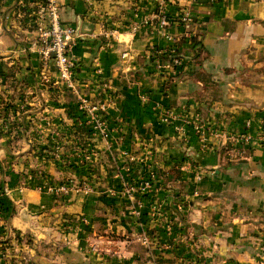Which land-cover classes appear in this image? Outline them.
Masks as SVG:
<instances>
[{
    "label": "crops",
    "instance_id": "0c3cea01",
    "mask_svg": "<svg viewBox=\"0 0 264 264\" xmlns=\"http://www.w3.org/2000/svg\"><path fill=\"white\" fill-rule=\"evenodd\" d=\"M23 2L0 0V121L3 111L20 110L30 130L40 114L45 141L71 142L58 135L79 128L68 115L82 96L98 102L108 138H83L89 148L65 156L71 166L34 155L22 162L27 151L8 159L4 144L18 139L0 136V182L7 176L0 190L12 205L0 227L32 239L6 264H153L139 240L152 208L174 230L187 226V240L173 249L183 260L190 238L208 264H244L256 245L264 255V143L253 140L264 132V0H168V27L156 17L160 0H55L61 22L90 31L72 51L76 98L57 86L51 64H41ZM182 10L191 16L187 28L177 21ZM171 49L180 60H149ZM134 146L143 151L132 157ZM122 158L132 166L118 165ZM150 174L151 190L128 191ZM66 178L91 188L55 193ZM172 233L158 236L163 249Z\"/></svg>",
    "mask_w": 264,
    "mask_h": 264
},
{
    "label": "rangeland",
    "instance_id": "374dc122",
    "mask_svg": "<svg viewBox=\"0 0 264 264\" xmlns=\"http://www.w3.org/2000/svg\"><path fill=\"white\" fill-rule=\"evenodd\" d=\"M101 48H105V46L102 45L100 46ZM171 66L167 67L170 68ZM164 68H166V66H164ZM58 85L60 88H62V90L68 91V93L72 94L75 96L76 98V90L77 87H75L74 89H70L64 86V84L60 83L58 81ZM44 84H42L43 87ZM78 94V93H77ZM81 100H85V102L88 105H97L96 103H98L95 100H89V99H85L82 96H78V98H76V105H78V110H79V104L81 103ZM26 102H23V104H25ZM21 111L19 110L18 112L16 111H3V115H2V120L0 122H2V124L0 125V136L1 135H5L8 136L10 139L15 140L18 139L17 141L13 142V141H9L7 142V144H4V147L6 146V150H8V153L5 152V154L7 153L8 157L14 156L16 157V159L18 160L17 156H20L22 153V151H27L28 153V157L29 159H25L23 158L24 156H22V158L20 159L22 162L24 161H28L29 163H34L35 158L34 156L40 157V158H44L45 160L47 159L49 162H57L59 161L61 164H67V165H71V166H75L72 165V162L74 160H69L66 159L65 156L72 155V154H79L82 153L84 151V154L86 152V150L89 148L87 147V145L85 144V140L83 138L88 139H93V137L96 136V134L98 133L99 136H101L104 128H103V123L100 129H95V123L92 122L91 116L89 114H87L85 111H81L80 110L77 111H73L71 112L68 117L71 120V122L77 123L79 124V128L76 126H72L71 129H69V131H66V128L63 129L64 132H62L63 135H58V138L62 139L64 136L65 138H70L71 137V142H62L60 143L57 139L55 138H50L49 140H44V136L47 134V131L44 129L43 127V123L42 120H44V116L40 117V114H37L39 117L37 121V123H41L40 126H34L32 128H30V130L28 128H26L24 126V123H21ZM98 112L95 113L96 117L99 119L100 118L97 114ZM10 116H12L13 118H11V123H7V121H9L10 119H8ZM56 119V118H55ZM47 122H51V120L49 118L46 119ZM46 121H43L44 123ZM72 123V124H74ZM51 126V125H50ZM48 127V126H46ZM45 127V128H46ZM63 127V126H62ZM65 127V126H64ZM49 130V128H47ZM82 132L80 134V132ZM62 131V130H61ZM66 131V132H65ZM105 132H107V130H105ZM54 130L52 131V133L49 134H53ZM24 135L28 136V139L30 138L31 141L27 142L26 140L23 141L24 139H22V137ZM68 135V136H66ZM70 136V137H69ZM45 137H50L49 135L45 136ZM102 137V136H101ZM74 141H73V140ZM57 140V141H56ZM18 141H22V143H18ZM138 145V144H137ZM143 148L141 147L139 149L138 146H134V148H132V157L133 155H139L140 152H142ZM142 150V151H140ZM10 152V153H9ZM34 155V156H33ZM63 157V158H61ZM8 159H13L8 158ZM75 162V161H74ZM77 162V161H76ZM134 160H131L130 158H122L121 161L118 160V165H120L122 168H124L125 166H132ZM80 167H82V163H84L83 160L78 161ZM78 165V166H79ZM135 165V164H134ZM146 169L145 166H141L140 170ZM7 179V176H3L2 177V181L0 182V186H7V184H5V180ZM10 178V177H8ZM148 178V177H147ZM147 178H143V179H147ZM67 180L64 181V184L62 183L61 186H57L55 188V193L57 194H67L70 189H81L84 192H88L90 190V186H83V185H88L87 183H83L81 186H71L73 185V183L70 182L71 178H66ZM4 181V182H3ZM152 182V180L150 181ZM132 185V184H131ZM9 186V185H8ZM127 186H129L127 184ZM134 186V185H132ZM139 186V184H138ZM151 186H153V183H151ZM53 191V192H54ZM5 188L0 190V197L3 195L4 197H6L5 195ZM154 208H152V213L149 215V220L150 222H152L153 224H150L148 226H143V231L140 233L139 236V240L140 242L147 247L148 249H150V258H151V262L153 264H171L170 262H161L159 260L156 259V255L160 256H164L165 258H170L169 255H167L166 251H170V253H173V249H177V247H180L181 245H179V242L182 241H186L187 239H185L184 236V232H181V230H179L180 228L184 227V226H180L174 228L171 227V224L167 221L166 218H168L165 215H162L161 213H158L157 211L153 210ZM0 218L1 215H0ZM3 220H6L4 218H2ZM187 229V228H185ZM179 230V231H178ZM15 232H19L16 230H10L7 227L3 226L0 227V264H6L9 263L10 260V255L13 253H17L18 254V250L19 249H24L25 247H27L26 245H28L31 242V238L29 235L23 234L21 241H18V239L16 238V234ZM170 234L172 233V239L169 243V247L164 246L165 249H163V247L161 246V242L158 239V236H160L162 233L163 235L165 234ZM174 239V240H173ZM178 239L180 240L178 243ZM173 241V242H172ZM190 259L189 260H184L181 258H176L174 257V263L175 264H208V255L207 253H205L202 249V247H200L197 243L192 242L191 238H190ZM172 243V245H171ZM183 243V242H182ZM179 245V246H178ZM198 245V246H197ZM25 246V247H23ZM167 247V248H166ZM172 247V249H171ZM41 250V252H43L42 247H38L37 249ZM263 247L260 245H256V250H257V255L255 258H258V260H255V258H251V261L248 262H244V264H264V255H261L262 249ZM156 250L158 252V254H154L152 252V250ZM21 250V251H22ZM172 251V252H171ZM23 259L25 260V258L23 257ZM249 259V258H246ZM13 260V259H11Z\"/></svg>",
    "mask_w": 264,
    "mask_h": 264
},
{
    "label": "built area",
    "instance_id": "2783aa9c",
    "mask_svg": "<svg viewBox=\"0 0 264 264\" xmlns=\"http://www.w3.org/2000/svg\"><path fill=\"white\" fill-rule=\"evenodd\" d=\"M168 0H160L159 11L156 15L159 25L161 27H168L172 19L166 15L165 7ZM188 3L194 0H186ZM212 2H222L225 0H211ZM23 6L27 8L30 19H32L33 32L36 33V44L38 57L42 65L51 64L55 69L58 77V81L64 84L65 87L74 89L76 87L75 82V67L76 63L72 58V51L81 39L80 34L76 33V28L67 24H62L58 14V6L55 0H24ZM179 22L186 28L191 23V16L187 10H182L178 15ZM189 36L186 34L185 36ZM190 38V37H189ZM175 52L174 49L170 50ZM77 91V90H76ZM95 105H88L85 100H81L79 104V110L85 111L91 116V121L95 123L94 128L100 129L102 121L96 117L95 113L98 111ZM172 115L166 111L164 119H172ZM103 139L108 138V133L103 130L101 133ZM253 140L264 143V132L258 135ZM244 142H249V137H243ZM148 157L149 154L146 153ZM133 160L132 158H130ZM143 166L148 168L145 161L139 162ZM151 178L152 174L147 179H142L139 186H131L128 191H139L141 194L151 190ZM81 186V185H80ZM89 186V185H83Z\"/></svg>",
    "mask_w": 264,
    "mask_h": 264
},
{
    "label": "trees",
    "instance_id": "16d2710c",
    "mask_svg": "<svg viewBox=\"0 0 264 264\" xmlns=\"http://www.w3.org/2000/svg\"><path fill=\"white\" fill-rule=\"evenodd\" d=\"M23 9H25V8H23ZM178 19L179 18H177V21H179ZM61 23L64 24L63 22H61ZM182 38H183L182 40H184L185 42L187 41V43H189V44L192 43L194 48H196L197 45L199 44L197 42V39L196 38H191V39L189 38V40H185L184 39V36ZM177 50L175 51V53L177 52ZM154 52L156 54L157 53H159V54L155 58H150L149 60L151 62H155V61L167 62V61H172L173 59L180 60L178 58V56H179V53L178 52L176 54L175 53L172 54L169 50H155ZM75 73H76V70H75ZM97 114H98V116L100 118V121H103V118H104L103 117V114L100 113V112L97 113ZM170 171L171 172H176V170L174 169V166H170ZM164 175L165 174L163 173V176ZM162 185H165V178H162ZM144 197H145V199L148 202L151 201V199L148 197L147 194H145ZM11 212H12V205H11V203L9 202V200L6 197H4L2 195L0 197V215H1V217L4 218V219H8L9 216H10V214H11ZM185 228H187V226H184V227L180 228L179 230H181V232H184L185 231ZM15 234H16V238L18 239V241H21V239H22L23 236L20 234V232H15ZM168 255L170 256V258H165L162 255H160V256L156 255V259L159 260V261H161V262L167 261V262H170L171 264H175L173 259H174V257L178 258L176 256V254L173 252V253H169Z\"/></svg>",
    "mask_w": 264,
    "mask_h": 264
},
{
    "label": "water",
    "instance_id": "95a60500",
    "mask_svg": "<svg viewBox=\"0 0 264 264\" xmlns=\"http://www.w3.org/2000/svg\"><path fill=\"white\" fill-rule=\"evenodd\" d=\"M76 33H77V34H80V35H82V34H84V33L89 34L90 31H88V30H84V29H80L79 26H77V27H76ZM81 38H82V36H81ZM21 217H22V218H26V210H23V212L21 213Z\"/></svg>",
    "mask_w": 264,
    "mask_h": 264
}]
</instances>
